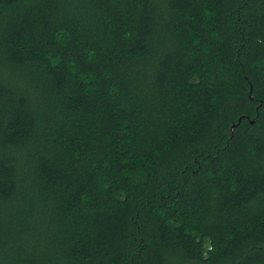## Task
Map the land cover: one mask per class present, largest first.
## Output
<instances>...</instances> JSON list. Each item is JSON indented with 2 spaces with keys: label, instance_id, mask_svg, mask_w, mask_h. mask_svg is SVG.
<instances>
[{
  "label": "trees",
  "instance_id": "1",
  "mask_svg": "<svg viewBox=\"0 0 264 264\" xmlns=\"http://www.w3.org/2000/svg\"><path fill=\"white\" fill-rule=\"evenodd\" d=\"M0 264H264V0H0Z\"/></svg>",
  "mask_w": 264,
  "mask_h": 264
}]
</instances>
